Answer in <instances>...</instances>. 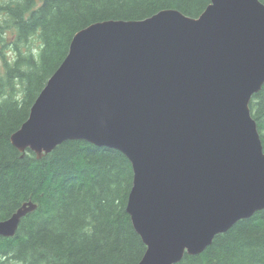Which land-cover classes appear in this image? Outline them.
I'll use <instances>...</instances> for the list:
<instances>
[{
    "label": "water",
    "instance_id": "1",
    "mask_svg": "<svg viewBox=\"0 0 264 264\" xmlns=\"http://www.w3.org/2000/svg\"><path fill=\"white\" fill-rule=\"evenodd\" d=\"M263 86L261 0L97 22L75 34L11 143L39 160L73 140L123 153L134 173L127 213L147 248L138 264H177L264 210L250 108ZM37 207L0 221V237Z\"/></svg>",
    "mask_w": 264,
    "mask_h": 264
},
{
    "label": "trees",
    "instance_id": "2",
    "mask_svg": "<svg viewBox=\"0 0 264 264\" xmlns=\"http://www.w3.org/2000/svg\"><path fill=\"white\" fill-rule=\"evenodd\" d=\"M264 3V0H261ZM211 0H0V221L25 202L37 209L14 237H0V264H138L146 246L127 202L133 167L121 152L66 141L39 160L11 143L75 34L108 20L138 21L176 9L198 18ZM6 50H8L6 52ZM6 54L9 57H6ZM264 146V86L250 104ZM177 264H264V210Z\"/></svg>",
    "mask_w": 264,
    "mask_h": 264
},
{
    "label": "rangeland",
    "instance_id": "3",
    "mask_svg": "<svg viewBox=\"0 0 264 264\" xmlns=\"http://www.w3.org/2000/svg\"><path fill=\"white\" fill-rule=\"evenodd\" d=\"M7 51H8V50H6V52H7ZM6 57L8 58L9 55L6 54ZM3 75H5V69H4V66H3L2 58L0 57V76H3Z\"/></svg>",
    "mask_w": 264,
    "mask_h": 264
},
{
    "label": "bare ground",
    "instance_id": "4",
    "mask_svg": "<svg viewBox=\"0 0 264 264\" xmlns=\"http://www.w3.org/2000/svg\"><path fill=\"white\" fill-rule=\"evenodd\" d=\"M26 155V154H25Z\"/></svg>",
    "mask_w": 264,
    "mask_h": 264
}]
</instances>
